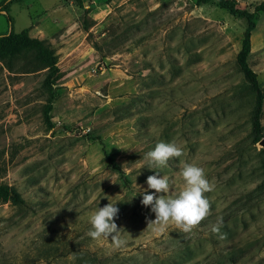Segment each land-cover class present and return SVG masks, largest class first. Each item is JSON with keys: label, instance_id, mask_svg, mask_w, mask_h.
Masks as SVG:
<instances>
[{"label": "rangeland", "instance_id": "1", "mask_svg": "<svg viewBox=\"0 0 264 264\" xmlns=\"http://www.w3.org/2000/svg\"><path fill=\"white\" fill-rule=\"evenodd\" d=\"M261 1L234 0L249 11ZM244 27L216 0H0V33L26 29L59 67L49 129L46 68L30 51L0 60V182L23 199L0 201V264H264V150L235 62ZM247 62L264 93L261 11ZM261 125L264 135V100ZM160 141L183 150L159 169L171 193L183 162L211 185L208 214L187 232L141 204L139 193L154 191L144 156ZM109 201L119 247L88 235Z\"/></svg>", "mask_w": 264, "mask_h": 264}, {"label": "clouds", "instance_id": "2", "mask_svg": "<svg viewBox=\"0 0 264 264\" xmlns=\"http://www.w3.org/2000/svg\"><path fill=\"white\" fill-rule=\"evenodd\" d=\"M182 154V147L174 141H160L147 151L144 156L147 165L142 167L154 170L145 181L147 188L154 191L142 190L139 194L141 204L150 206L158 224L165 225L171 221L187 232L208 214L210 204L204 193L211 190V185L203 167L194 162H183L179 171L183 187L176 193L170 192L169 178L161 175L159 169L166 167L171 158ZM118 211L116 201L97 206L89 216V237L93 240L112 238L117 247L125 244L126 241L116 235L120 230L114 220ZM212 231L218 232L219 224L214 225Z\"/></svg>", "mask_w": 264, "mask_h": 264}, {"label": "trees", "instance_id": "3", "mask_svg": "<svg viewBox=\"0 0 264 264\" xmlns=\"http://www.w3.org/2000/svg\"><path fill=\"white\" fill-rule=\"evenodd\" d=\"M77 4L83 5L86 0H75ZM197 3H203L207 0H195ZM217 4L226 9L231 15L240 17L245 21V27L242 33L240 48L236 53L235 62L239 71L241 72L244 81L251 90L254 96V104L250 114V133L252 136V142H257L262 136L261 125V111L262 103L264 100V93L260 87L257 79L256 72L250 67L247 62V56L251 47V34L255 28V12H264V1L259 2L253 7V11H249L245 8H239L235 5L234 0H216ZM30 51L33 53L34 59L42 67L46 68V75L43 79V84L48 90V96L46 103L43 107V120L47 127L50 129L54 126L51 121L50 110L52 108V99L55 96L53 90L54 80L58 74L59 67L57 65V56L53 49H51L45 42L37 37H32L28 34L26 29L19 32L0 33V60L6 62L12 60L16 56L23 52ZM263 152L262 149L258 150V153ZM105 160L108 166L113 170L122 174L120 167L114 162L111 154L104 151ZM255 189L259 190L257 194V200L264 197V172L261 182ZM0 201H10L13 203L23 202L20 194L7 184L0 182Z\"/></svg>", "mask_w": 264, "mask_h": 264}, {"label": "water", "instance_id": "4", "mask_svg": "<svg viewBox=\"0 0 264 264\" xmlns=\"http://www.w3.org/2000/svg\"><path fill=\"white\" fill-rule=\"evenodd\" d=\"M258 144H260V146L264 150V135L258 140Z\"/></svg>", "mask_w": 264, "mask_h": 264}]
</instances>
